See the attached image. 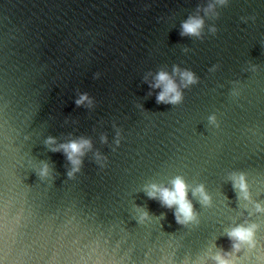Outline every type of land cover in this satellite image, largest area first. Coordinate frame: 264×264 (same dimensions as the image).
I'll use <instances>...</instances> for the list:
<instances>
[{
    "label": "water",
    "instance_id": "1",
    "mask_svg": "<svg viewBox=\"0 0 264 264\" xmlns=\"http://www.w3.org/2000/svg\"><path fill=\"white\" fill-rule=\"evenodd\" d=\"M206 3L0 0V264H198L230 251L225 230L248 221L260 225L257 245L242 248L235 264H264V214L254 210L264 203V0H229L217 19L205 17L203 40L180 36L181 21ZM173 64L199 81L183 90L181 104H157L159 89L148 95L143 77ZM83 92L92 109L76 106ZM211 113L219 128L208 124ZM49 135L58 143L91 138L106 166L90 151L68 179L65 155L44 144ZM39 160L54 180L36 175ZM233 170L246 173L247 201L231 186ZM177 174L211 195L202 207L189 192L199 224H177L173 210L143 190ZM136 206L151 217L138 223Z\"/></svg>",
    "mask_w": 264,
    "mask_h": 264
},
{
    "label": "clouds",
    "instance_id": "2",
    "mask_svg": "<svg viewBox=\"0 0 264 264\" xmlns=\"http://www.w3.org/2000/svg\"><path fill=\"white\" fill-rule=\"evenodd\" d=\"M229 0H207L204 5H197L194 13L187 16L186 19L180 23V36L195 37L198 40L205 38V17L215 20L219 17V7H226ZM202 13V14H201ZM161 19V18H158ZM241 21L247 23L249 20L255 21L256 17L253 16H241ZM209 34L215 35L217 27L215 24H209L207 27ZM184 52H188L189 49L184 47ZM219 67L218 64H213L208 71L215 72ZM251 72L258 70V65L249 64L246 69ZM100 73L93 74L94 78H99ZM149 76L152 77L149 80ZM144 81L149 85L148 95H152V90L159 89L155 95L157 104H170L172 106L179 105L184 100V89L190 88L199 81V77L190 69L182 68L177 64L171 66V72L166 70L165 67H160L154 74L149 71L144 77ZM233 87L231 89V95L233 97L239 96V88L237 87L240 81H232ZM77 107L86 106L92 109L95 106V100L89 96L87 92L79 93L75 99ZM138 108H143L142 104L136 105ZM209 125L219 128V122L215 113H211L207 117ZM112 127L115 129V136L112 141L113 145L118 147L121 143V129L113 121ZM71 135V134H69ZM100 141L103 144L108 143L106 135L100 136ZM44 144L52 152H62L70 167L66 170V176L68 179H74L75 175L81 171L83 164V157L93 150V144L91 138L85 136L75 137L63 142H57V138L54 136H47L44 140ZM116 147L112 148V151H116ZM92 156L97 165L101 169L106 166L108 157L101 153L99 150L92 151ZM31 163V161H30ZM35 173L40 180H45L53 177V169L50 167L46 160H39L38 165L34 164ZM228 179L231 182V186L234 191L237 192V198L245 201L250 199L249 184L247 181L246 173L243 171L233 170L229 172ZM144 192L149 199L157 200L162 207L172 209L175 221L182 226L199 224V213L193 205V199H195L202 207H209L212 203V198L203 183H196L195 186H190L185 180L183 175L177 174L168 181V184L150 182L144 185ZM189 192L191 197L189 198ZM254 210L256 214H264V203L259 201L254 203ZM136 212L138 213L135 218L138 223H142L144 220L149 219L151 215L149 212L141 207L136 206ZM163 217V214H161ZM260 225L256 222L248 221L243 223H236L225 230V235L231 242V250L225 251L219 249L215 252H209L207 259H201L198 264H235L236 254L241 251L242 248L252 249L256 247V232Z\"/></svg>",
    "mask_w": 264,
    "mask_h": 264
}]
</instances>
